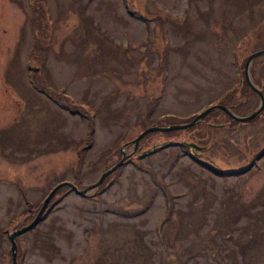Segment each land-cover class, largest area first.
Returning a JSON list of instances; mask_svg holds the SVG:
<instances>
[{
	"label": "rangeland",
	"instance_id": "1",
	"mask_svg": "<svg viewBox=\"0 0 264 264\" xmlns=\"http://www.w3.org/2000/svg\"><path fill=\"white\" fill-rule=\"evenodd\" d=\"M261 50L264 0H0V264L124 156L18 264H264V109L132 144L251 116Z\"/></svg>",
	"mask_w": 264,
	"mask_h": 264
},
{
	"label": "water",
	"instance_id": "2",
	"mask_svg": "<svg viewBox=\"0 0 264 264\" xmlns=\"http://www.w3.org/2000/svg\"><path fill=\"white\" fill-rule=\"evenodd\" d=\"M264 54V50H261L259 52H256L254 54H252L248 61H247V66L249 67L250 63L255 59L257 58L258 56H261ZM30 71H33V72H39V69H35V68H32L30 67L29 68ZM253 90L255 92L258 93L259 97H260V100H261V105L259 107V109L253 113L251 116L249 117H236L234 116L230 110L225 107V106H220V105H214L210 108H208L207 110H205L204 112H202L201 114H199L198 116L195 117V119L189 123V124H186V125H183V126H179V125H176V126H169V127H152V128H148L146 129L143 133H141L134 141H132V144H135V152L137 151V147L139 146V143L141 142V140L146 137L148 134L150 133H153V132H169V131H176V130H182V129H186V128H189V127H192L194 126L202 117H204L206 114H208L209 112H211L212 110L214 109H222L224 110L225 112H227L228 114L232 115L233 118L235 120H238V121H249V120H252L254 119L256 116H258L264 109V94L261 90H259L258 88H255L254 86H252ZM183 145H186L188 146L189 148H191L193 150V152L195 154H197L198 151H201L203 150L202 147L198 146L197 144L195 143H187V142H183L181 143ZM166 145V144H164ZM157 150V147L154 146L153 149H150L148 151H145L143 152L142 154L138 155L139 158H142V157H146L150 154H153L154 152H156ZM125 155V154H124ZM128 159L127 156H124L123 159L117 164L115 165L112 169H110L109 171L105 172L102 177L100 178V180L93 184V185H90L89 187H87L86 189H84L83 191H80L74 184H71V183H67V182H64V183H61L59 184L56 188H54L51 193L48 195V197L45 199L40 211L38 212L36 218L33 220L32 223H30L28 226L24 227V228H21L19 230H16L15 232H13L11 235H10V240H11V243H12V247H11V253H12V264H18V261H17V251H18V246H17V242H16V239L17 237H19L20 235L24 234L25 232L31 230L32 228H34L43 218L45 212L47 211L52 199L54 198V196L57 194V192L62 189L63 187L65 186H68L70 187L72 190H74L76 193L82 195V196H85L88 192L90 191H93V190H96L98 188H100V186H102V184L104 183V181L106 180V178L111 175L112 173H114L115 171H117L124 163L125 161Z\"/></svg>",
	"mask_w": 264,
	"mask_h": 264
},
{
	"label": "flooded vegetation",
	"instance_id": "3",
	"mask_svg": "<svg viewBox=\"0 0 264 264\" xmlns=\"http://www.w3.org/2000/svg\"><path fill=\"white\" fill-rule=\"evenodd\" d=\"M254 86H255V84H254ZM255 87H257L259 90H261L262 92H264V81L260 85L257 84Z\"/></svg>",
	"mask_w": 264,
	"mask_h": 264
},
{
	"label": "trees",
	"instance_id": "4",
	"mask_svg": "<svg viewBox=\"0 0 264 264\" xmlns=\"http://www.w3.org/2000/svg\"><path fill=\"white\" fill-rule=\"evenodd\" d=\"M48 91L52 92L51 90H48ZM163 147H164V146H160V148H163ZM126 163H127V162H126ZM32 213H33V212H32ZM32 213H31V214H32ZM34 213H35V212H34ZM47 214H48V213H46V214L43 216L42 219H44V218L47 216ZM35 215H37V214H33L32 216H35Z\"/></svg>",
	"mask_w": 264,
	"mask_h": 264
}]
</instances>
